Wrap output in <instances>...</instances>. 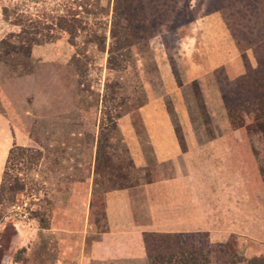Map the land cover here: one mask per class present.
<instances>
[{
  "label": "rangeland",
  "instance_id": "rangeland-1",
  "mask_svg": "<svg viewBox=\"0 0 264 264\" xmlns=\"http://www.w3.org/2000/svg\"><path fill=\"white\" fill-rule=\"evenodd\" d=\"M135 1L139 40L122 68L109 69L107 52L90 37L101 36L106 48L112 42L113 0H0V50L23 59L15 65L0 61V142L4 146L13 136L28 149L6 171L7 181L15 177L24 187L12 201L6 195L0 202V264H91L88 243L106 227L104 192L152 177L153 164L152 172L133 165L116 124L105 147L109 158H101L97 169L98 198L86 227L81 209L87 197L74 180L88 166L103 110L130 117L150 156L138 109L151 98L168 100L167 91L179 84L192 130L203 141L218 127L206 106L208 120L202 113L197 95L203 99V93L192 73L214 68L223 49L227 59L232 53L225 67L217 66L206 78L219 85L225 106L222 89L227 92L228 83L247 72L246 60L255 67L257 56L264 57V0ZM60 16L75 17V29L61 28ZM229 96L231 105L246 99ZM256 122L247 129L231 123L229 128L244 133L243 170L263 188L264 134ZM258 198L264 208L262 191ZM39 216L47 220L45 227ZM190 236L194 248L209 251L210 264H247L254 256L264 264V236L232 235L231 242L206 232ZM150 247L152 253L169 251L164 237H151Z\"/></svg>",
  "mask_w": 264,
  "mask_h": 264
},
{
  "label": "crops",
  "instance_id": "crops-1",
  "mask_svg": "<svg viewBox=\"0 0 264 264\" xmlns=\"http://www.w3.org/2000/svg\"><path fill=\"white\" fill-rule=\"evenodd\" d=\"M220 53L216 56L220 62L214 68L225 67L226 61L234 57L231 53L232 57L227 59L226 49ZM203 68L197 75L192 73L191 78L198 80L204 104L217 124L213 136L200 141L192 130L187 103L179 84L167 93L181 125L185 148L179 143L166 100L161 96L147 100L138 109L150 156L130 117L117 118L123 144L133 165L145 172L146 169L152 172L150 164L155 168L150 179L104 192L106 227L88 243L92 263L121 261L149 264L144 243V236L149 233L206 232L209 236L263 238L264 208L258 196L261 191L264 193V186L260 188L246 176L240 148L244 133L240 129L229 128L219 85L208 84L206 79L214 68ZM97 125L99 128V122ZM97 134V131L93 134L95 142L91 145L88 166L83 164L84 175L74 180L87 197L84 209H81L86 227L91 226L88 223H91L94 211L91 203L97 186ZM16 139L12 136V140L8 139L4 146L0 142V185L10 148L13 145L25 146Z\"/></svg>",
  "mask_w": 264,
  "mask_h": 264
},
{
  "label": "trees",
  "instance_id": "trees-1",
  "mask_svg": "<svg viewBox=\"0 0 264 264\" xmlns=\"http://www.w3.org/2000/svg\"><path fill=\"white\" fill-rule=\"evenodd\" d=\"M135 0H113L112 4V19L110 22V33L112 42L106 48L105 41L101 40V36L92 35L91 41L95 42L101 51L107 52L106 67L109 69H120L124 66L126 57L129 56L130 48L137 44L139 40V31L133 20L135 12ZM4 14L8 16V9L4 7ZM67 19V16H60L58 19L60 27L66 30H73L76 27V19ZM34 27V29H37ZM36 43H41L43 40L35 39ZM0 61L15 65L17 62H22V57L11 56L7 52L0 50ZM247 72L240 75L231 83L226 89H222L225 99V106L228 110V117L230 123L234 128H246L248 123L253 120H257V128L264 134V57L257 56V65L251 67L246 60ZM194 87L199 92V86L196 81ZM181 84V83H180ZM231 86V87H230ZM246 94H243V93ZM234 93L239 99L246 95V99L242 100L240 104L231 105L232 98L229 94ZM199 99L200 108L202 113L208 120V114L206 112L205 104L201 95H197ZM166 107L173 121L175 133L178 137L179 143L182 148H185V141L183 138V132L181 125L177 119L176 113L172 107L171 101L166 100ZM240 115V117L237 115ZM119 112L111 113L110 110L102 111L99 119V134L98 143L96 148V168L98 169L101 158L108 157L105 154V147L108 145L109 134L116 128V120L120 117ZM239 117V119H238ZM258 119L260 121H258ZM247 124V125H246ZM247 126V127H246ZM248 133V132H247ZM24 150H28L25 146L13 145L6 160L5 168L3 170L2 181L0 185V202L4 196L7 195L9 200H13L18 191H21L24 187L23 183L17 178H11L9 176L6 180L7 168L11 160L18 158ZM16 155V156H15ZM109 158V157H108ZM17 160V159H16ZM11 179V181H9ZM114 188V187H113ZM96 188L93 193V202L91 203V209L95 207V202L98 198L96 194ZM38 214V213H37ZM37 214L35 216H37ZM104 218V214H103ZM97 220V219H96ZM39 222L42 227H45L47 220L44 217L39 216ZM192 234L178 233V234H157L149 233L144 236V243L147 249V258L149 264H210L211 255L209 251H203L201 249L194 248L192 246L193 239ZM151 237L165 238L166 245L169 246V251L166 253H152L150 247ZM191 237V238H190ZM232 235L228 241H232ZM191 239V240H190ZM191 245L192 247H189ZM261 260L259 256H254L247 261V264H259Z\"/></svg>",
  "mask_w": 264,
  "mask_h": 264
}]
</instances>
